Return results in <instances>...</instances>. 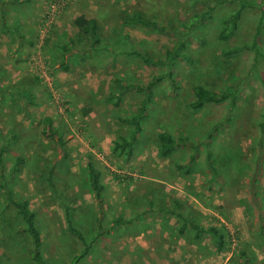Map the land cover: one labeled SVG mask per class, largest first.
<instances>
[{
	"label": "rangeland",
	"instance_id": "rangeland-1",
	"mask_svg": "<svg viewBox=\"0 0 264 264\" xmlns=\"http://www.w3.org/2000/svg\"><path fill=\"white\" fill-rule=\"evenodd\" d=\"M240 2L245 5L237 27L223 40L219 33L224 19L240 8ZM4 10L9 11L7 20H16L28 34V44L23 49L13 32L7 36L0 29V36L7 37L4 46L0 44V133L11 138L8 166L14 156L34 160L23 166L14 190L27 197L37 213L45 256L52 257V264H70L81 243L66 229L61 199L53 196L39 175L47 164L72 219L87 238L97 231L96 219L104 217L111 224L118 216H129L135 206L144 211L146 206L139 203L155 194L158 205L154 207L171 205L176 199L182 209L196 210L198 224L217 228L225 240L223 249L216 252L210 234L204 232L197 248L190 243L195 240L178 233L181 222L173 217V227L166 221L163 229L168 239L177 242L184 237L182 246L171 248L168 244L165 248L164 235L153 234L145 235L144 245L132 252H115V240L124 245L136 227H152L153 222L165 218L155 208L141 225L133 222L125 230L111 229L113 238L94 242L82 264H240L242 253L249 264H264V129L260 125L264 120V57L253 46L256 41V48L264 53V0H24ZM135 11L154 23H123V17ZM82 13L97 20L102 42L111 50L91 52L83 59L77 49L70 58L63 52L67 36L77 44L81 41L73 20ZM184 34L188 35L184 51L192 63L178 57L172 68L177 86L163 80L154 89L153 102L143 119V135L131 156L113 151V142L126 130L116 113L135 116L143 94L129 90L116 107L106 100L111 78L145 83L163 68L127 55L130 43L125 36L163 58ZM235 47L240 49L232 53L224 50ZM65 57L68 70L60 66ZM196 83L216 91L238 89L232 120L209 139L219 172L212 182L204 144L199 143L195 161L185 172L177 169L175 162L187 163L192 148L181 146L162 157L155 135L168 130L193 142L207 140L211 124L222 118L226 107L190 110L186 100ZM16 88L25 90L27 98L13 95ZM45 118L53 133H44ZM54 135L62 142L55 141ZM89 156L105 186L101 199L93 195L88 183ZM10 213L0 193V218L6 216L8 222L0 227V264H34L22 248L24 237L14 239L11 233L8 224L20 220Z\"/></svg>",
	"mask_w": 264,
	"mask_h": 264
},
{
	"label": "trees",
	"instance_id": "trees-1",
	"mask_svg": "<svg viewBox=\"0 0 264 264\" xmlns=\"http://www.w3.org/2000/svg\"><path fill=\"white\" fill-rule=\"evenodd\" d=\"M15 1L16 0H0V25L5 29L13 30L17 34L18 38L22 40L24 37L19 33L17 27L8 24L7 20H5L3 16L6 12L4 8L8 7L9 3H14ZM240 3V8L235 10L234 12H231L224 19V28L219 33V37L223 40L228 39V37H230V35L232 34L233 29L237 27V23L240 20V15L243 13V7L245 5V3L243 2ZM122 21L123 23L131 26H135L140 23H149L151 25L154 23V21L145 17V15L139 11H135L131 15L124 16ZM73 23L78 28V36L81 40L79 41V44H81V42H86V47L79 46L74 38L67 36L69 46L66 47L65 45H63V52L69 54V56L67 57L70 58L74 55L75 52H72L74 49H77L78 52L81 53L82 59L85 57V55L91 52L97 53L111 50V48H109L102 42V37L97 20H95L94 18H87L86 16L80 14L75 17ZM193 35L198 37V35H196L195 33H193ZM125 37L130 43V49L125 51L127 55L135 58H140L154 66H159L160 68L163 67L155 74H153L151 78L148 79L145 83H135L132 81L125 82L124 79H121L117 76H113L111 78L112 88L107 95L106 100L110 101L114 106H120V104L122 103L123 94L125 92H128L129 90L143 94V97L140 99L138 104V112L135 114V116H130L122 112L116 113L117 120L123 127H125L124 129L126 130L124 133H120L118 135V140H115L113 142L112 149L113 151L118 150L120 153L131 156V154L133 153L134 144L138 141V137L143 135V119L146 118V111L153 102L155 95L154 89L156 87H159L160 83L163 80H168L172 84V86L176 87L177 85L175 83L176 81L174 72L172 71L174 63L176 62L178 57L184 58L189 63H192V60L190 56L184 51V49L186 48L185 41L188 38L187 34H184L183 38L173 49L166 50L165 56L163 58L155 56L143 46L138 45V43H136L130 36L126 35ZM201 42L204 43V41ZM253 46L254 51L264 57V53H260L256 48V41H254ZM239 49L240 47H235L229 50H227V48H224L226 53H232L234 51H238ZM60 64L61 69H69V62L66 61V57L63 58ZM237 91V87H233L230 90L216 91L199 83L193 85L192 95L189 99L186 100V105L190 110L200 111L206 109L208 106L225 105L226 112L221 119H218L211 124L209 131H207L206 133L207 140L205 142H193L185 135L175 136L168 130H161L156 132L155 135L158 141L159 155L162 157H168L174 151H176L178 147L185 145L190 146L193 152L190 153L187 163L183 164L178 161L175 162V167L177 169H184V171L186 172V170L189 169L190 164L195 161V152L199 150V143L204 144L206 147L205 164L208 171L210 172L209 182L216 180L219 172L214 160L211 157L212 149L211 141L209 139H212L224 124L232 120L233 111L237 106ZM14 94L27 98V93L22 88H16L13 95ZM262 117L264 119V110ZM47 120L49 119L45 118L43 131L44 133L50 134L54 132V129L46 125ZM260 125L261 128L264 129V120ZM53 138L57 142H62L61 138L56 135H54ZM8 150L9 143H7L6 141H2L0 143V193L3 197L4 208L10 209V214H14V217L20 220L19 222H17V224H8L9 227L11 226V233L14 239H17L18 237H24V240L22 241L25 242V245L22 248L26 251V255L34 264H52V257H47V255L45 256L46 251L40 233V226H38L37 224V213L31 207L29 199L25 197L21 192L14 190V187L16 186V183L20 178V172L22 171L23 166H30V163L34 160H30L28 156L27 158L22 155L14 156L11 158L12 162L8 166ZM90 158L91 157L89 156V159L86 163L88 183L93 192V195L97 199H101L105 186L101 179L100 170ZM47 165L39 175L46 180L53 196L57 195L61 199V204L65 212L66 229L69 234L77 238L81 243L80 250L72 256L70 264H82L84 258L90 254V250L94 242H100L103 237L106 238L107 236H110L111 229H123L128 227L129 223L133 222L134 220L143 219L145 213L151 212L152 209L156 208L154 207V205H158L154 200V196H156L155 194H153V198L145 196V201L142 200L143 203H139L140 205L146 206L144 212H140L139 209L135 206L131 208L130 219H125L122 216H118L112 220L111 224H109V222L106 221L104 217L101 219L98 218L96 219L97 231L95 235L91 238H87L84 233L76 226L74 220L72 219L69 211V205L67 204L64 196L57 189L53 180L52 169ZM156 211L164 217L171 216L179 219L181 223L177 230L178 233L191 235L195 241H200L199 239L202 233L204 234V232H206L211 236L213 250L219 252L223 249L225 240L222 232L213 226L205 227L203 225H199L198 219L200 215H198L196 210H192V208L190 207L182 209L180 202L174 199L171 202V205L167 203L159 205L156 208ZM5 218L6 216L0 218V227H4V225L7 226L8 222H6ZM126 223H128V226L126 225ZM242 256L243 261L240 264H249V260L246 257V254L242 253Z\"/></svg>",
	"mask_w": 264,
	"mask_h": 264
},
{
	"label": "crops",
	"instance_id": "crops-1",
	"mask_svg": "<svg viewBox=\"0 0 264 264\" xmlns=\"http://www.w3.org/2000/svg\"><path fill=\"white\" fill-rule=\"evenodd\" d=\"M19 1H24V0H16L14 3H16V2H18L19 3ZM34 1H36V0H34ZM30 2H33V1H30ZM12 4L13 3H9L8 4V7L9 6H12ZM9 12V11H8ZM8 12H5L4 13V18H5V20H7V14H8ZM7 13V14H6ZM80 15V14H79ZM82 15H84L83 13H82ZM0 16H1V13H0ZM84 16H86V15H84ZM87 18H90V17H88V16H86ZM75 19V18H74ZM74 21V20H73ZM7 23L8 24H11V25H13V26H16L17 27V29H18V31H19V33L24 37L22 40L21 39H19L18 38V36H17V34L13 31V30H8V29H5L3 26H1L0 25V29H1V32H3L4 34H6L7 36H9L12 32L15 34V36H16V38L18 39V44L24 49V47H25V44H28L27 43V40H26V35H28V34H25V32L24 31H22L21 29H20V27L18 26V23L16 22V20L14 21V22H9L8 20H7ZM0 24H1V22H0ZM74 24V23H73ZM74 26H75V24H74ZM76 27V26H75ZM77 30H78V28H77ZM6 35H2V36H0V44L2 43V45L1 46H4V44H3V39H5V38H7L6 37ZM66 37V36H65ZM68 37H70V36H68ZM73 38V37H72ZM75 40V39H74ZM64 45L66 46V47H68L69 46V42H68V39H67V37H66V41H65V43H64ZM3 49H5V48H3ZM10 49V48H9ZM62 49H63V46H62ZM16 55V54H15ZM14 61V60H13ZM16 90V89H15ZM14 90V91H15ZM14 91L12 92V93H14ZM15 95V94H14ZM10 137L9 138H7V136H5L4 137V135L2 134V133H0V143L2 142V141H6L7 143H10L11 141H10ZM140 212H144L142 209H140L139 210ZM146 214L147 213H145V215H144V218L143 219H139V220H134L133 222H134V226H138V224L139 225H141V222L142 221H144V220H146V221H148V217L146 216ZM124 218L125 219H130L131 218V214L129 215V216H124ZM160 218V217H159ZM173 217H171V216H166L165 218H160L155 224H154V222L152 223L153 224V226L152 227H140L139 226V228H137L136 227V230L132 233L133 235H131L130 237H129V242H128V240L126 239V241H125V243H124V245H120V242H119V239L118 240H115L114 242L116 243V245H115V252H119V253H122V252H126V250L128 251V252H132V250H134L135 248L137 249V248H139L140 247V245H144L143 243H145L146 242V239H143V237H149L150 235H153V234H156V235H160L161 234V236H163L164 235V239H166V243H165V245H164V247L166 248H168V244H169V246L171 247V248H173V247H175V248H178L180 245H181V241H182V238L183 239H185L184 237H180L178 240H177V242H176V238L175 239H168L167 237H169L168 235H167V232L165 231V229H163L164 227H165V222L167 221V223L168 224H166V225H168V226H171V227H173V225H174V221H173V219H172ZM150 219V218H149ZM133 220V219H132ZM152 220V219H151ZM111 221V220H110ZM145 221V222H146ZM112 222V221H111ZM133 222H131V223H133ZM131 223H129V225H131ZM151 224V225H152ZM126 225L128 226V223H126ZM200 225V224H199ZM179 227V226H178ZM134 228V227H133ZM124 230L126 229V228H123ZM150 231H149V230ZM152 229V230H151ZM178 230V229H177ZM113 233V231H111V235L110 236H107V238H113L114 237V234H112ZM183 234H185V233H183ZM146 235V236H145ZM186 236H187V238L189 239H191V240H194L193 239V237L191 236V235H188V234H185ZM125 239V238H124ZM102 241V240H101ZM164 241V240H163ZM119 242V243H118ZM191 244H194L193 246H195V247H197V248H200V243H199V241H191L190 242ZM200 244V245H199ZM204 244V243H203ZM128 246L130 247V248H128ZM182 246V245H181ZM117 249V250H116ZM131 249V250H130ZM175 255V254H174ZM185 256V255H184ZM207 259V258H206Z\"/></svg>",
	"mask_w": 264,
	"mask_h": 264
},
{
	"label": "built area",
	"instance_id": "built-area-1",
	"mask_svg": "<svg viewBox=\"0 0 264 264\" xmlns=\"http://www.w3.org/2000/svg\"><path fill=\"white\" fill-rule=\"evenodd\" d=\"M41 73H43V72H41ZM40 75H42V74H40Z\"/></svg>",
	"mask_w": 264,
	"mask_h": 264
}]
</instances>
